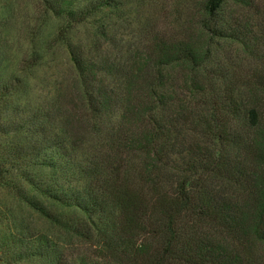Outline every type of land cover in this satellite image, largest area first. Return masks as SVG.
<instances>
[{
	"label": "trees",
	"instance_id": "trees-1",
	"mask_svg": "<svg viewBox=\"0 0 264 264\" xmlns=\"http://www.w3.org/2000/svg\"><path fill=\"white\" fill-rule=\"evenodd\" d=\"M250 1L185 0L178 34L159 32L120 63L69 32L126 0L37 1L27 52L0 73V111L42 63L49 16L62 21L53 44L76 84L62 116L38 111L25 152L41 174L20 176L57 208L22 195L55 231L52 260L45 234L34 256L70 264L69 249L85 247L94 259L80 264H264V69L242 75L226 55L237 45L254 56L249 23L231 11ZM98 36L109 38L107 25Z\"/></svg>",
	"mask_w": 264,
	"mask_h": 264
},
{
	"label": "rangeland",
	"instance_id": "rangeland-1",
	"mask_svg": "<svg viewBox=\"0 0 264 264\" xmlns=\"http://www.w3.org/2000/svg\"><path fill=\"white\" fill-rule=\"evenodd\" d=\"M37 1L0 0V73L4 76H10L19 67L27 52L23 29L26 22L40 18L35 15ZM250 2L248 6L231 11L241 16L242 22L249 23L255 38L254 56L240 52L237 45H232L226 54L235 59V70L242 75H248L256 68L264 69V0ZM44 20L46 25L40 46L47 47V53L39 66L23 76V83L18 84L0 111V168L4 174L0 179V264H48L47 259L34 256L40 248L38 238L41 234L48 236L43 244L50 246L51 260L55 255L52 252V246L55 248L53 226L29 207L22 195L32 194L48 208H57L27 187L20 176L23 170L41 174L40 167L32 164V160L29 162L30 155L26 159L28 153H25L32 144L34 124L40 117L38 111L54 107L58 116H62L73 107L74 70L64 45L53 44L62 21L52 16ZM184 20L185 0H126L114 15L107 14L72 26L69 36L72 44L82 47L89 55L95 54L97 46H104V54L112 62L120 63L155 34H178ZM101 24L108 26L106 41L98 36ZM29 237L37 239L29 241ZM68 252L74 256L67 258L70 264H80V258L94 259L92 251L85 247L70 248Z\"/></svg>",
	"mask_w": 264,
	"mask_h": 264
}]
</instances>
